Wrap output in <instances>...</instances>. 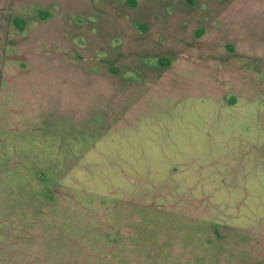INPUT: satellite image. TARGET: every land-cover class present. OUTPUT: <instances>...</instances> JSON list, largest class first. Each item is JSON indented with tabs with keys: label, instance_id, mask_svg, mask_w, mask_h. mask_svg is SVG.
Masks as SVG:
<instances>
[{
	"label": "rangeland",
	"instance_id": "obj_1",
	"mask_svg": "<svg viewBox=\"0 0 264 264\" xmlns=\"http://www.w3.org/2000/svg\"><path fill=\"white\" fill-rule=\"evenodd\" d=\"M0 264H264V0H0Z\"/></svg>",
	"mask_w": 264,
	"mask_h": 264
},
{
	"label": "trees",
	"instance_id": "obj_2",
	"mask_svg": "<svg viewBox=\"0 0 264 264\" xmlns=\"http://www.w3.org/2000/svg\"><path fill=\"white\" fill-rule=\"evenodd\" d=\"M189 2H190V4H192L193 3V0H188ZM23 24H21V26H22Z\"/></svg>",
	"mask_w": 264,
	"mask_h": 264
}]
</instances>
